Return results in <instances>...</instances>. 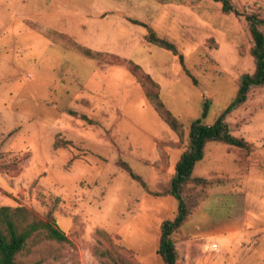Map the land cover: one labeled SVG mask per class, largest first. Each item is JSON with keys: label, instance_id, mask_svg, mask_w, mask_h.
Masks as SVG:
<instances>
[{"label": "rangeland", "instance_id": "obj_1", "mask_svg": "<svg viewBox=\"0 0 264 264\" xmlns=\"http://www.w3.org/2000/svg\"><path fill=\"white\" fill-rule=\"evenodd\" d=\"M230 1L240 14L214 0H0V165L9 167L0 170V206L41 217L52 209L71 241L42 242L20 261L110 264L108 249L121 264H162L159 226L177 200L156 193L204 103L212 124L254 69L245 15L264 17V0ZM149 33L177 53L148 42ZM69 41L103 56L88 58ZM128 59L158 82L182 137L120 63ZM226 120L250 149L207 143L193 175L209 181V196L173 235L178 264H264V86ZM55 139L71 143L55 148Z\"/></svg>", "mask_w": 264, "mask_h": 264}, {"label": "trees", "instance_id": "obj_2", "mask_svg": "<svg viewBox=\"0 0 264 264\" xmlns=\"http://www.w3.org/2000/svg\"><path fill=\"white\" fill-rule=\"evenodd\" d=\"M214 1L221 3L223 13L234 12L240 14L230 0ZM245 18L253 39V46L250 49L254 62L253 71L244 72L239 76L235 97L212 124H207L203 120L208 111V104L204 103L201 116L189 125L188 142L175 163L170 180L162 192L156 193L157 195H170L177 200V210L174 218L163 219L159 226L157 254L160 256L162 264H178V251L173 235L188 221L199 202L209 196L207 192L209 181L204 177L193 175L196 163L204 157L207 143L215 141L242 149H250V144L245 139L237 137L231 132L230 125L226 120L229 113L236 110L247 100L251 89L264 86V33L262 31L264 17L253 12L246 14ZM145 39L151 44L167 49L174 54L177 53L175 44L165 37L149 33L145 36ZM68 44L69 47L88 58L100 59L103 56L102 52L92 50L76 42L69 41ZM179 59H182V55H179ZM120 63L126 66L135 77L143 89L146 99L161 119L179 137H182L183 124L164 104L158 82L134 61L128 59L120 61ZM193 82L196 83L195 79H193ZM68 112L76 114L71 110ZM82 118L90 121L85 115H82ZM70 143V141L55 139L53 146L59 148ZM122 166L132 178L146 187L142 178L135 174L127 163H122ZM1 169H9V167L8 165H0ZM45 241L71 244L65 232L58 227L52 209H49L44 217H41L34 210L24 205L0 206V264H42L41 260L23 262L18 257L22 253H29L34 246ZM101 255L106 257L110 264H121L123 262L120 254H113L108 249L103 250Z\"/></svg>", "mask_w": 264, "mask_h": 264}, {"label": "water", "instance_id": "obj_3", "mask_svg": "<svg viewBox=\"0 0 264 264\" xmlns=\"http://www.w3.org/2000/svg\"><path fill=\"white\" fill-rule=\"evenodd\" d=\"M149 31H152V29H149Z\"/></svg>", "mask_w": 264, "mask_h": 264}]
</instances>
